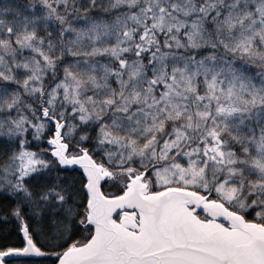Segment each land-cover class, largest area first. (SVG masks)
Wrapping results in <instances>:
<instances>
[{
    "label": "snow or ice",
    "instance_id": "6c2138e0",
    "mask_svg": "<svg viewBox=\"0 0 264 264\" xmlns=\"http://www.w3.org/2000/svg\"><path fill=\"white\" fill-rule=\"evenodd\" d=\"M0 264H264V0H0Z\"/></svg>",
    "mask_w": 264,
    "mask_h": 264
}]
</instances>
